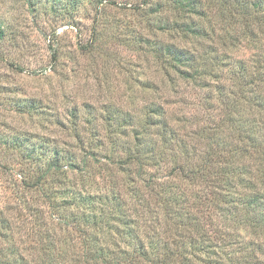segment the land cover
I'll return each instance as SVG.
<instances>
[{"label": "rangeland", "instance_id": "1", "mask_svg": "<svg viewBox=\"0 0 264 264\" xmlns=\"http://www.w3.org/2000/svg\"><path fill=\"white\" fill-rule=\"evenodd\" d=\"M198 1L204 17L171 0H0V264H102L95 247L131 248L112 216L150 221L151 190L164 196L178 160L160 147L156 164H120L151 108L197 145L182 162L201 159L213 136L196 132L225 114L264 136V5L244 19L225 10L233 0ZM232 157L264 191L261 161Z\"/></svg>", "mask_w": 264, "mask_h": 264}, {"label": "trees", "instance_id": "2", "mask_svg": "<svg viewBox=\"0 0 264 264\" xmlns=\"http://www.w3.org/2000/svg\"><path fill=\"white\" fill-rule=\"evenodd\" d=\"M171 1L181 13L204 17L203 11L198 9V0ZM225 3V10L231 9V13L245 19L248 16L247 7L257 9L264 5V0ZM184 30L202 36L199 28L184 26ZM2 36L0 25V39ZM166 51L177 64L192 60L171 47ZM181 76L193 80L198 74L185 70ZM237 103L232 107H236ZM149 112L154 117L148 115L150 119L146 126L139 129L142 132L132 139L130 150L127 148L128 155L120 164L123 167L129 164L140 167L153 162L156 164L162 157L160 147L167 151L173 149L171 155L178 160L174 161L173 169L166 175L160 188L164 196L161 198L160 193H154L156 189L151 190L155 199L144 208L147 214H153L150 221L144 220L143 215L135 214L132 217L125 212L120 214L118 220L112 216L123 226L124 230L118 225V232L124 243H132L131 248L128 245L109 250L95 247L91 252L93 259L102 261V264H264V191L249 182L246 176L249 172L245 167L231 168L237 164L231 158L238 159L232 156L242 158L249 155L254 161H261L257 167L263 170L264 155L259 158L257 152H264L260 144H264V136L258 141V131L253 124L251 128L246 126L248 119L245 120L240 111L234 117L225 114L217 122L213 120L210 128L202 127L196 132L198 135L213 136L209 145L204 146L206 149L198 165L190 161L182 162L180 157H189L196 152L197 145L189 144L187 135L183 140L179 138L181 132L174 131L167 122L165 110L151 108ZM224 131L226 134L222 136ZM153 134L159 136L158 142L149 139L148 136ZM234 140L242 145L235 146ZM231 150L235 153L230 160L224 159L222 154ZM53 157L45 175L51 172L56 174L60 167L58 156ZM215 166L219 169H215ZM142 221L148 222L143 229Z\"/></svg>", "mask_w": 264, "mask_h": 264}]
</instances>
